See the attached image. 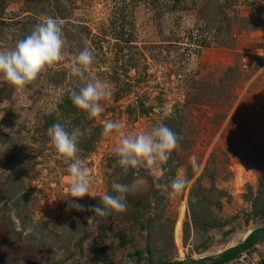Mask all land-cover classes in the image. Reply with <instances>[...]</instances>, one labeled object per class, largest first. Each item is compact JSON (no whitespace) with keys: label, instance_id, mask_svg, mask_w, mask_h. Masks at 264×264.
I'll use <instances>...</instances> for the list:
<instances>
[{"label":"rangeland","instance_id":"374dc122","mask_svg":"<svg viewBox=\"0 0 264 264\" xmlns=\"http://www.w3.org/2000/svg\"><path fill=\"white\" fill-rule=\"evenodd\" d=\"M215 3L230 7L231 29L206 26L214 14L205 19L202 11ZM41 17L62 27L63 61L22 89L0 78V218L35 247L25 257L39 264H107L98 260L100 235L108 263L135 264L138 250L143 264H166L215 257L264 225L252 213L264 181L258 162L264 155V0H0V51L14 48ZM204 40L209 45L200 48ZM85 47L95 57L89 79L106 82L111 96L93 121L86 113L81 118L82 126L101 131L90 151L84 149L90 137L77 138L90 180L89 197L75 202L80 211L67 204L68 165L48 124L79 129L69 104L83 82L70 65ZM179 111L181 146L161 173L138 166L123 174L115 154L120 137L104 135V122H122L126 134L136 135L160 123L170 128ZM141 176L151 192L140 212L127 199L124 213L94 214L114 182ZM173 178L187 184L169 196ZM193 214L223 227L205 232ZM229 264H264V242Z\"/></svg>","mask_w":264,"mask_h":264},{"label":"clouds","instance_id":"9594fccd","mask_svg":"<svg viewBox=\"0 0 264 264\" xmlns=\"http://www.w3.org/2000/svg\"><path fill=\"white\" fill-rule=\"evenodd\" d=\"M64 38L62 27L52 17H41L30 34L18 40L15 47L0 51V78L9 82L13 87L22 89L34 81L46 69L63 61ZM95 57L87 48L77 51L71 60V75L83 82L78 90L70 93V100L74 107L87 114L89 119L96 118L102 111V102L111 96V90L106 82L91 80L88 73L94 64ZM124 124L119 121H106L103 124L104 135H118V145L115 154L117 164L122 173L127 174L130 169L143 166L151 174L159 175L161 165L169 158V154L177 147V136L174 132L160 123L151 127L149 131L128 135L122 129ZM48 135L59 155L68 165L70 176L71 200L67 203L73 209L82 210L75 203L89 197V169L82 166L78 157L77 138L79 129L68 132L55 123L48 129ZM192 167L198 169L195 157H192ZM186 178H173L169 184V196L184 189ZM138 185L147 186V182L140 177L132 183L114 182L111 194L105 193L99 200V206L92 209L94 214L104 215L106 211L124 213L127 210V199L135 194L134 188ZM179 261V260H178Z\"/></svg>","mask_w":264,"mask_h":264},{"label":"trees","instance_id":"16d2710c","mask_svg":"<svg viewBox=\"0 0 264 264\" xmlns=\"http://www.w3.org/2000/svg\"><path fill=\"white\" fill-rule=\"evenodd\" d=\"M230 7L226 4L225 6H221V5H218L215 3V7H213L212 9H210L209 11L205 10V12L202 11L203 14V17H206L205 19H207L208 17H210V14H214L212 15V18H210L209 22L206 24V26L210 29H214L216 31H220L222 29V24L225 23L226 24V27H223L224 29L228 28V29H231L232 28V23L234 22V18H230L227 16L225 10L226 9H229ZM66 18H63L62 17V20H65ZM222 19V20H221ZM221 20V21H220ZM3 24L1 21H0V25ZM217 38V37H215ZM214 38V39H215ZM216 40V39H215ZM214 40V42H215ZM204 42L203 44L204 45H201L200 48H202L203 46L205 47L206 45H209V43L204 40L202 41ZM0 99L2 100V97H0ZM69 105H73L72 102L69 104ZM183 108V107H181ZM176 109L179 110V106H176ZM72 110H74V113L73 114H76V122H75V125L77 128H79V132L82 133L84 136L86 137H90L89 141H88V145L84 148L86 149L87 151H90L92 150V145L94 143V141H96V139L98 138L99 136V133H100V129L98 128H94V129H91L89 126V124L87 126H82V116L84 115V112L78 110L76 107H72ZM176 112V110H175ZM63 113V112H62ZM176 120H173L172 122H170V129L174 132V134L177 136V147H180V139H181V133H180V130L183 126V121H181L182 119V114H181V111H179V115H176L175 116ZM93 121V119H91L89 121V123ZM54 123V121L50 120V123L48 124V127H51ZM82 126V127H81ZM47 127V128H48ZM49 129V128H48ZM176 147V148H177ZM10 153L12 154V151H10ZM13 159L15 161H18L20 160L19 159V156H15L13 157ZM258 162L260 163H263L264 164V155L263 157H261L260 161L258 160ZM198 188H199V191H203V188L198 185ZM224 194V193H223ZM223 194H221L223 196ZM264 181H259V195H258V198L259 199H255L254 201V205H253V216L255 217H260L261 219H264ZM206 204H210L209 201H205ZM218 208H221V203L220 201L217 202L215 204ZM194 213V212H193ZM195 214H193V220H194V223H195V226L196 228H199V229H202L203 231L207 232L210 228L211 229H214V228H221L223 227V225H220V224H214L212 222H205V220L209 217H207V215H204L202 217H195L194 216ZM176 226V225H175ZM102 230H107V227L106 226H101L100 227ZM98 241V245H99V249H100V256L98 257V260L100 262H106L107 264H112V263H108V259H109V256L107 254V249L106 247H104L102 245V243H100V241L102 240V237L99 235L96 239ZM127 242H125V240L122 239L121 241V244L123 246L126 245ZM141 252L136 250L134 252V257L136 258V261H135V264H143V261H144V258H141ZM152 262L149 261L148 264H151ZM28 264H38V263H28ZM167 264V263H166Z\"/></svg>","mask_w":264,"mask_h":264},{"label":"crops","instance_id":"0c3cea01","mask_svg":"<svg viewBox=\"0 0 264 264\" xmlns=\"http://www.w3.org/2000/svg\"><path fill=\"white\" fill-rule=\"evenodd\" d=\"M146 190L147 186L145 189L144 186L138 185L134 189L135 194H133L132 197L135 201H138V203L142 201L146 203L148 197V194L146 195ZM18 232L19 230L12 229L7 218H0V264L37 263L32 258L24 256L31 252V248L35 247H32V245L26 243L22 238H20V234Z\"/></svg>","mask_w":264,"mask_h":264},{"label":"water","instance_id":"95a60500","mask_svg":"<svg viewBox=\"0 0 264 264\" xmlns=\"http://www.w3.org/2000/svg\"><path fill=\"white\" fill-rule=\"evenodd\" d=\"M143 177V176H141ZM140 178V177H139ZM144 180L147 182V190H146V195L148 194L147 200H149V195L151 192V184L147 180L146 177H143ZM138 179V178H136ZM134 179L133 181H135ZM132 181V182H133ZM136 188V187H135ZM134 188V189H135ZM129 200L133 201L132 195L128 197ZM264 242V225L250 231L249 235L244 239V241L239 244L236 247H233L215 257H203L201 259H189V260H184V261H175L172 263H167V264H229L237 259L240 255L245 254L246 252L250 251L253 247L256 245Z\"/></svg>","mask_w":264,"mask_h":264},{"label":"flooded vegetation","instance_id":"af4514ba","mask_svg":"<svg viewBox=\"0 0 264 264\" xmlns=\"http://www.w3.org/2000/svg\"><path fill=\"white\" fill-rule=\"evenodd\" d=\"M132 204L134 203V202H131ZM143 203V201L142 202H140V203H138V201H136L135 203H134V205H135V207H134V210L137 212V211H141L142 210V206H145L146 204H144ZM139 214H137V216H138Z\"/></svg>","mask_w":264,"mask_h":264},{"label":"bare ground","instance_id":"6f19581e","mask_svg":"<svg viewBox=\"0 0 264 264\" xmlns=\"http://www.w3.org/2000/svg\"><path fill=\"white\" fill-rule=\"evenodd\" d=\"M177 224V223H176ZM176 227V226H175ZM175 230V229H174ZM250 231L246 234V236L244 238H246L249 235ZM203 258V257H202ZM194 259H201V256H198L197 258ZM181 260V259H180Z\"/></svg>","mask_w":264,"mask_h":264}]
</instances>
